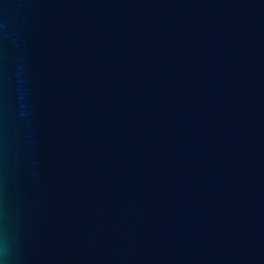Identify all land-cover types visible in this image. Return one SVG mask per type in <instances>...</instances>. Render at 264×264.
Returning a JSON list of instances; mask_svg holds the SVG:
<instances>
[{"label":"water","instance_id":"1","mask_svg":"<svg viewBox=\"0 0 264 264\" xmlns=\"http://www.w3.org/2000/svg\"><path fill=\"white\" fill-rule=\"evenodd\" d=\"M4 264H264V0H0Z\"/></svg>","mask_w":264,"mask_h":264},{"label":"clouds","instance_id":"2","mask_svg":"<svg viewBox=\"0 0 264 264\" xmlns=\"http://www.w3.org/2000/svg\"><path fill=\"white\" fill-rule=\"evenodd\" d=\"M0 264H4L3 260H0Z\"/></svg>","mask_w":264,"mask_h":264}]
</instances>
